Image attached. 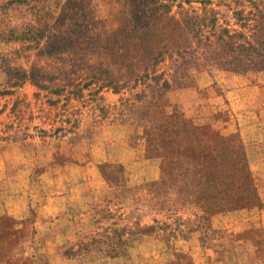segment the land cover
<instances>
[{"label": "rangeland", "instance_id": "374dc122", "mask_svg": "<svg viewBox=\"0 0 264 264\" xmlns=\"http://www.w3.org/2000/svg\"><path fill=\"white\" fill-rule=\"evenodd\" d=\"M0 264H264V0H0Z\"/></svg>", "mask_w": 264, "mask_h": 264}, {"label": "trees", "instance_id": "16d2710c", "mask_svg": "<svg viewBox=\"0 0 264 264\" xmlns=\"http://www.w3.org/2000/svg\"><path fill=\"white\" fill-rule=\"evenodd\" d=\"M234 35H230V34H226V39L223 38V35H219L217 36V43H220V42H229L232 40Z\"/></svg>", "mask_w": 264, "mask_h": 264}]
</instances>
